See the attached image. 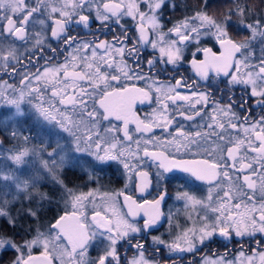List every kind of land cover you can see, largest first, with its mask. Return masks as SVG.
I'll return each instance as SVG.
<instances>
[{"label": "snow or ice", "instance_id": "6c2138e0", "mask_svg": "<svg viewBox=\"0 0 264 264\" xmlns=\"http://www.w3.org/2000/svg\"><path fill=\"white\" fill-rule=\"evenodd\" d=\"M212 7L213 0L185 4L186 14L167 27L175 0H0V73L19 82L0 85V105L30 115L56 140L37 150L24 136L25 146L6 148L4 139L16 141L18 133L5 127L0 218L11 232L0 227V261L12 253L7 264H197L196 254L217 238L243 245L261 234L259 250L245 256L241 248L239 264H264V0H232L220 15ZM93 23L101 34L119 32L111 42L99 39ZM74 27L93 38L72 35ZM230 29L247 38L233 39ZM145 103L155 106L141 118L136 105ZM75 153L94 157L90 183L99 181L96 170L116 164L125 191L69 187L63 169ZM30 162L34 171L21 179L14 169ZM174 172L185 174V184L206 185V194L176 193L188 214L173 225L168 213L175 231L166 240L151 231L165 218V180ZM49 180L63 210L40 224L27 207L36 226L21 235L10 205L51 203L37 191ZM200 264L237 262L205 257Z\"/></svg>", "mask_w": 264, "mask_h": 264}, {"label": "trees", "instance_id": "16d2710c", "mask_svg": "<svg viewBox=\"0 0 264 264\" xmlns=\"http://www.w3.org/2000/svg\"><path fill=\"white\" fill-rule=\"evenodd\" d=\"M185 1L187 5H194L196 3V0H184V2ZM247 2L249 3L250 6H255L259 3V0H247ZM231 4H232V0H213L212 11L215 12L217 15H220L221 12L226 11L228 7L231 6ZM179 12H180L179 9L173 11L170 14V16H173L175 19H177L178 17H180ZM165 16H168L167 13ZM166 21L167 20L165 19V22ZM230 34L232 35L233 39L237 41L244 40L247 37L246 32H237L235 29H230ZM37 139H39V137L36 138L34 137L33 140L31 141L28 140L27 141L28 146H31L32 143H35L36 145L40 144L39 140ZM40 141H43L41 137H40ZM50 142L56 143L54 138L49 139V143ZM44 144L47 145V142L45 141ZM44 144H41L40 148L44 147L45 146ZM60 144H61V140H60ZM51 145L52 147L56 146V144H51ZM32 146L35 145L32 144ZM35 148L37 149V147ZM87 160L88 162L85 163L84 165H74L70 163L64 167L63 178H64V182L69 187L79 188V189L80 188L86 189L87 187H91L95 189V187L98 186L100 190H108V189L112 190L122 187L123 183L125 182V178L121 175V172L118 171L117 167H115L113 164L111 167L104 166L103 171L96 170L95 175L99 177V181L98 183H90L88 179V174L92 173L93 171L94 160L93 159H87ZM165 184L167 186L168 191L173 190L171 184L170 185L168 183ZM37 191L41 193L49 194L52 197V202L49 203L48 200H44L41 202L39 201V198H37V200L33 201L31 205H29L26 200H18L14 204L10 205V211L12 215L14 216L18 215L20 217L17 221V231H20L21 235H24L25 230H27L29 227L36 226V224L33 223L31 217L24 215V209H26L27 207H32L39 212L40 224H47L49 221L53 219V217L57 216L59 212L63 210V204L60 203V199L58 197L59 196L58 190L50 180L45 182L42 187L37 189ZM0 227H5L7 231L11 232V229L8 228L3 218H0ZM3 261L5 262L4 258Z\"/></svg>", "mask_w": 264, "mask_h": 264}, {"label": "rangeland", "instance_id": "374dc122", "mask_svg": "<svg viewBox=\"0 0 264 264\" xmlns=\"http://www.w3.org/2000/svg\"><path fill=\"white\" fill-rule=\"evenodd\" d=\"M175 3L177 5H179L180 17H178L177 19H174V18L167 19V21H166L167 27H171V23L169 21L175 22L176 20L180 19L183 15L186 14L184 12V10H183L184 5L187 4L186 1L184 2V0H175ZM226 11H223V12H226ZM172 12L173 11L169 10L167 15L169 16ZM223 12H221V13H223ZM234 20H236L235 17H233V21ZM0 106H1L0 107V116H6V117H3L2 119H0V139H4V137L6 135L5 127H7L8 131H11L14 128L17 131V133H18V139L16 141H12L10 143L9 139H4V147L9 148V147H12L16 143H19L21 146H25V142H24L23 137L24 136H28L29 137L28 140H30V141L33 140L34 137L35 138L39 137V139H37V140H39L40 144L36 145L35 143L31 142L35 146H32V144H31V146H28V142H27V145H26L29 148L37 147V150H39L40 145L44 144L45 141L48 144L49 143V139H51V138L55 139V137H52V136L48 135V129L47 128H42L41 126L37 125L35 123V121H34V118H32V117L27 118L25 116H22V118H18V117L13 115L14 112L10 113V110L6 109V105H0ZM24 107H25L26 112H28L29 110H28L27 106H24ZM157 135H161V134H157ZM64 136L66 137L67 134H64ZM40 137L43 139V141H40ZM135 137L136 136H134V139H135ZM35 141H36V139H35ZM50 143L51 144H56L55 142H50ZM66 144H71L70 139H61V145L63 146V145H66ZM73 147H74V145H73ZM133 147H135V145H133ZM48 150L51 151V148L48 149ZM91 158H92V156L88 155L87 153H75L73 155V158H72L70 163H72L74 165H84L85 163L88 162L87 159H91ZM5 163H7V162H5L3 160H0V167H2ZM113 165L115 167H117L116 164L113 163ZM38 166H39V160L37 158L36 161H35V167H38ZM14 170H16L17 175H19L21 177V179H25V178H27V176L32 174V171H34V165L30 162L27 165L18 166ZM185 179H183L182 181L179 180V179L175 181V187H173V190L170 191L171 194L168 196V199H167L168 203H169L168 210H167V215H168L169 212L172 213V215L174 217V219L172 221L173 225L176 223L175 217L178 216L180 218L181 223H183L184 222V217H186V215L188 214L187 211L183 207V203L181 201H177L175 199L176 193L178 191L189 190V191H191L193 194H195L197 196H204L206 194V188H205L206 186H202V185L197 184V183L194 184V185L193 184H185ZM126 183H127V181L125 179V182L123 183L122 187H120L118 189H112V190L108 189V190H101V191H108V192L125 191V187L124 186H125ZM154 183H155V181H154ZM172 185L173 184H171V186ZM179 185H181V186H179ZM97 188H99V187L98 186L95 187V189H97ZM89 189H93V188L87 187L86 189L80 188L79 190L88 191ZM128 191H131V186L128 189ZM58 193H59V191H58ZM133 193L136 194L137 192L132 191L131 194H133ZM137 194H139V193H137ZM58 197L60 199V194H59ZM121 200H122V197H121ZM60 203L63 204V201L61 199H60ZM63 208H64V204H63ZM60 213H61V211L59 212V214ZM165 225H166V230H167L166 231V235H167L166 236V240H170L171 237L169 236V232L170 231H175V229L174 228H170V225H169L167 220H165ZM93 249H95V252H97V254L95 252L90 254L93 251H89V256L92 257V258H95L99 254V247H96V248H93ZM93 249H90V250H93ZM213 260H216V258H214ZM237 261L239 262L240 260L238 259Z\"/></svg>", "mask_w": 264, "mask_h": 264}, {"label": "flooded vegetation", "instance_id": "af4514ba", "mask_svg": "<svg viewBox=\"0 0 264 264\" xmlns=\"http://www.w3.org/2000/svg\"><path fill=\"white\" fill-rule=\"evenodd\" d=\"M170 18H174V17L170 16V15L169 16H165L166 20L170 19ZM132 24H133V22L129 21V27H132ZM97 29H98V24L93 23L90 31L93 32V33H96V35L99 37V39L107 40V41H110V42L113 40V32H116V33L119 32L118 28H113V31L110 32V31L105 30L103 32V34H101ZM85 31H87V30H82L80 28H75L74 27L72 29V35L79 34L84 39H88V40L92 39L93 37L91 35H85ZM53 44H55L54 41H53ZM149 51H150V49H149ZM61 60H63V57H61ZM41 63H43V62L41 61ZM144 71L147 72V68H145ZM185 74L186 75H191L190 72L185 73ZM161 80L163 82L167 83V81L164 80L163 77H161ZM4 82L14 84V86L18 85V83H19L18 80L17 81H13L11 76H5V75H3V73H0V85H2ZM190 83H193V81H190ZM200 83H201V90H205L204 82H200ZM137 86L138 87H147V85L144 82L137 83ZM221 87H223V85H221ZM241 94H242L241 90L237 89L236 90L237 98H239ZM249 103L251 104L253 102L249 101ZM154 106H155L154 104H148V103H145L143 105L137 104L136 105L137 114L141 118H144L145 116H147V115L152 113V109H153ZM6 109H9V107L6 106ZM12 112H14V109L10 110V113H12ZM25 112H26V110H25ZM253 112H254V114L258 113L259 109L254 108ZM3 117H6V116H0V119H2ZM25 117L30 118L31 116L26 114ZM18 118H22V117H18ZM130 128H134V125H130ZM154 131H155L156 135L157 134H161V130L160 129H155ZM134 136H136L135 133H134ZM91 159L94 160V157H92ZM149 171H152V170L149 169ZM184 177H185V174L180 173V172L169 173L167 175L165 183H168L169 185L173 184L172 187H175V181L178 180V179L182 181L183 179L186 178V177L185 178ZM196 183L200 184L202 186H206V185L201 184L200 182H196ZM179 186H181V185H179ZM168 193H169V195L171 194L170 191ZM133 195L136 196V197H139V194H137V193L136 194L133 193ZM148 198L151 199L150 196ZM168 205H169V203H168V200H167L166 204L163 205V210H164V212L166 214L165 218H163L161 220L160 224L157 225V227L151 231L152 235H156V236L157 235L158 236L163 235L164 239H166V236H167L166 235V231L167 230H166L165 220H167L166 217H167ZM140 224L142 225V220L140 221ZM260 236H261V234H257V238L255 240H252L250 243H245L243 245H241L240 243L229 242V241H225V240H222L220 238H217L218 239L217 243L210 244L207 248H204L201 252L197 253L195 259L197 261V264H200V261L203 258H205V257H207L209 259H212V260L214 258L219 259L220 257H225L228 260L235 259L237 264H239V262L243 259V257H241L239 255L241 248H243L245 256L252 255L253 254V250H259L257 248V241L260 239ZM143 241H147V243L150 244L151 243V235L143 236L142 242ZM125 247H127V245H125ZM90 251H93V252L90 253V254H92V253L95 252V249L90 250ZM119 251L121 252V254H123V249L122 248L119 249ZM95 253L97 254V252H95ZM128 255L130 257L132 255V253H128ZM3 258H4L5 262L2 259V261H0V264H7V262L9 260H11V258H12V253H9L7 256H5ZM188 258H191V257H188ZM238 259L240 260L239 262L237 261ZM170 263H171L170 261L169 262H162V264H170ZM182 263L183 264H187V259L185 261H183V262L177 260V264H182Z\"/></svg>", "mask_w": 264, "mask_h": 264}]
</instances>
